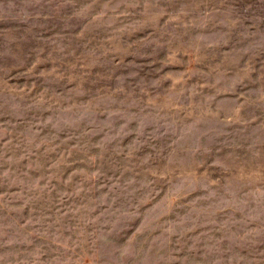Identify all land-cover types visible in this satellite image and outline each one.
Instances as JSON below:
<instances>
[{
  "label": "rangeland",
  "instance_id": "1",
  "mask_svg": "<svg viewBox=\"0 0 264 264\" xmlns=\"http://www.w3.org/2000/svg\"><path fill=\"white\" fill-rule=\"evenodd\" d=\"M0 264H264V0H0Z\"/></svg>",
  "mask_w": 264,
  "mask_h": 264
}]
</instances>
